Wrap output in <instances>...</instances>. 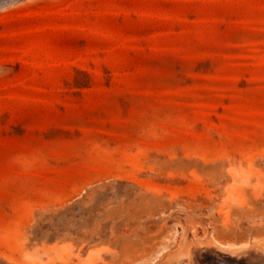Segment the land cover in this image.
<instances>
[{"label": "rangeland", "instance_id": "1", "mask_svg": "<svg viewBox=\"0 0 264 264\" xmlns=\"http://www.w3.org/2000/svg\"><path fill=\"white\" fill-rule=\"evenodd\" d=\"M226 243L264 257V0H0V264Z\"/></svg>", "mask_w": 264, "mask_h": 264}, {"label": "bare ground", "instance_id": "2", "mask_svg": "<svg viewBox=\"0 0 264 264\" xmlns=\"http://www.w3.org/2000/svg\"><path fill=\"white\" fill-rule=\"evenodd\" d=\"M216 247L217 248H214V246H212L211 248L209 246L208 248L209 250L207 249L208 251H205V250L203 251L200 249L199 246L192 245L184 250H177L175 253L177 254V257L183 256V255L187 256V262L185 264H264V257H260V258L256 257V258L248 259L243 256L236 255V252L233 253L235 249H238V248L242 249L243 246L240 247L239 245H236L233 243H230V244L226 243L224 245H220L221 249L218 248V246ZM262 249H264V245L262 246ZM255 251L253 252L255 253ZM169 259H167V261Z\"/></svg>", "mask_w": 264, "mask_h": 264}]
</instances>
